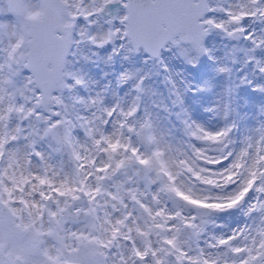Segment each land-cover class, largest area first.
I'll use <instances>...</instances> for the list:
<instances>
[{
	"label": "snow or ice",
	"instance_id": "1",
	"mask_svg": "<svg viewBox=\"0 0 264 264\" xmlns=\"http://www.w3.org/2000/svg\"><path fill=\"white\" fill-rule=\"evenodd\" d=\"M245 89L264 99V0H0V264H264Z\"/></svg>",
	"mask_w": 264,
	"mask_h": 264
},
{
	"label": "rangeland",
	"instance_id": "2",
	"mask_svg": "<svg viewBox=\"0 0 264 264\" xmlns=\"http://www.w3.org/2000/svg\"><path fill=\"white\" fill-rule=\"evenodd\" d=\"M164 57L166 58V62L169 64V67L174 72H183L185 76L189 79H192L193 70L190 68H186L184 65L180 63L179 60L172 59L168 53H164ZM137 66H140L139 64V58L137 61ZM91 69L90 74L94 78H99L101 73L99 69H96L92 66H87ZM209 65L206 62H203L200 67L195 71V80L198 82L202 76L210 75V72L208 71ZM148 83L158 92L163 93L166 95L164 86L160 82V78L153 76L151 80L148 81ZM214 84L216 85V91H219L220 87L223 85L222 79H217L214 81ZM241 95L247 96V98L251 101V105L249 106L250 111H254L253 106L259 105L260 103L264 102V99L261 97L252 94L249 90L245 89L242 91ZM213 97L211 95L209 96H197L193 97L189 95L186 98V104L191 108L193 111V115L197 120H200L202 122L208 123L209 126L214 123V121H209L208 116L206 113L202 112V106L209 103Z\"/></svg>",
	"mask_w": 264,
	"mask_h": 264
}]
</instances>
